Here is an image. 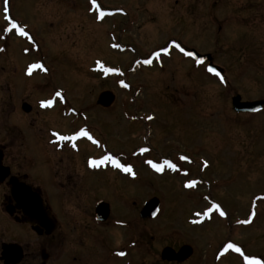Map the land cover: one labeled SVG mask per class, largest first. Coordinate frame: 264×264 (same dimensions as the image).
<instances>
[{
    "label": "rangeland",
    "instance_id": "1",
    "mask_svg": "<svg viewBox=\"0 0 264 264\" xmlns=\"http://www.w3.org/2000/svg\"><path fill=\"white\" fill-rule=\"evenodd\" d=\"M12 4L33 34L36 48L21 55L26 42L11 35L8 56L0 51V145L7 147V154H21L22 138L35 161V174L47 173L49 165L44 164L50 156L62 160L58 166L68 161L81 169L90 165L86 161L91 156L100 159L109 153L132 165L135 173L108 162L92 173L98 183L93 188L98 192L106 188L114 201L102 231L105 246L90 237L78 239L79 223L71 219L77 209L67 207L66 236L59 222L49 234L17 239L21 245L34 243L35 264L41 262L42 245L49 254L47 264H77L76 252L95 255L100 264H169L160 259L162 248L182 244L191 245L193 253L174 264H245L241 253L225 251L229 242L244 255L264 261V110L236 114L231 109L236 94L241 100L264 98V0H96V4L14 0ZM101 12L104 15L97 19ZM170 40L185 50L210 54L213 63L225 69L224 76L208 72L206 62L196 64ZM162 47L170 52L151 55ZM145 59L153 62L144 64ZM29 60L42 67L32 68L24 82L22 69ZM107 68L117 71L105 72ZM3 77L10 78L14 89L4 86ZM105 90L114 95L107 107L96 102ZM57 91L61 97H56ZM7 96L10 104L1 105ZM49 99L51 106H41ZM17 100L32 107L28 116L17 109L11 113ZM13 124L20 131H13ZM81 127L92 140L58 141ZM48 140L66 146L57 151ZM148 159L157 163L169 159L177 169L156 172L145 162ZM38 179L48 190L47 178ZM188 180L197 183L189 188ZM121 193L124 202L119 200ZM152 197L158 198L159 211L154 218L143 219L139 210ZM213 203L220 209L204 216ZM245 220L250 222L238 223ZM15 230L12 235L19 233Z\"/></svg>",
    "mask_w": 264,
    "mask_h": 264
},
{
    "label": "flooded vegetation",
    "instance_id": "2",
    "mask_svg": "<svg viewBox=\"0 0 264 264\" xmlns=\"http://www.w3.org/2000/svg\"><path fill=\"white\" fill-rule=\"evenodd\" d=\"M13 2L14 0H8V4L5 5L4 0H0V15L2 20L0 23V51L3 52L5 56H8L6 50L7 47L10 46L8 39L11 35H14L15 38L20 37L22 42H26V47H23L20 50V54L28 56L30 55V52L36 48V40L30 29L26 27V24L15 15L14 9L12 7ZM5 7L8 8L7 13L4 11ZM13 19L17 22L19 27L24 28L29 33L31 39L20 35L17 30L10 28L11 20ZM4 29L9 30L5 31ZM172 41L173 40H170V44ZM33 62L34 61L32 60L27 61V63L24 65L25 68L22 69L25 70L22 73L23 75H21L24 82L25 79L31 77L33 70L31 68V72L29 73V68L31 65H33ZM203 63L205 62H202V64ZM17 69L16 67H13V72L17 73ZM6 74L8 76L11 75L12 77V74H9L8 72H6ZM4 79H7L4 86H6L7 89L8 87L9 89H14L13 82H11L10 78L5 77ZM0 88H3L2 83L0 84ZM18 102L19 104L13 102L11 113L17 109L22 113L25 112L24 114L27 113L26 115L28 116V114L31 113L30 111L32 107L30 106V109L26 111V107H24V105L28 103L24 102V100L21 102L19 100ZM7 104H10V99L8 96L1 101V105ZM237 114L250 113L244 112ZM12 127H15L13 128V131H20L17 125L13 124ZM50 134L55 135L56 133L55 131H51ZM58 141L71 142L72 140L60 139ZM13 142H16L18 147L22 146L21 154H7V147L0 145V264H35L36 255L34 254L35 251L32 247L34 246V243L29 245V242H27L26 244L21 245L17 242V239L23 240L26 238L25 240H28V237L30 238L29 234H36L37 236L46 234L44 227L31 221V211L33 210L35 202L37 201H41L42 208L49 212L50 218L54 220L56 227H59V222H61L60 226L62 229L64 228L62 233L64 236H66V227L69 223V217H66L67 207H71L73 210L77 209V212L72 214L71 219L76 224L79 223L78 227L80 229L76 233L79 235L78 239L80 241H87V238L90 237L91 241H98L105 246L107 239L105 238V235L102 233V231L105 230L104 225L111 216L114 201H111V196H109V192L106 190V188H102L104 190L98 192L96 187L93 188L92 186L98 184L94 183L96 178L94 174H92L99 171L98 167L85 165V168L89 173L83 174L84 176H82V173L86 171L84 167H81V171L80 166L68 161L63 163L62 166H58L57 163H60L62 160H56L50 156V158L47 159L44 164V166L49 165L47 173L42 175L41 172H38V174H35L33 172L35 161L27 153V149L22 142V138L19 139L21 146L18 144L17 140H14ZM48 142L49 144L54 145V148L57 151L66 146L64 143H57L52 140H48ZM73 142H75V140H73ZM73 145L75 144H71L72 148L74 147ZM15 151L16 147H13L11 152L15 153ZM90 158L99 160V156L97 155L91 156ZM88 162L89 161H86L87 164ZM79 172L80 175L78 176ZM35 176L37 177L35 178ZM39 176L47 178L48 190L40 184L38 179ZM98 194L103 196L98 197ZM35 195H37V197ZM89 195H91V197H89ZM123 195L124 193H121L120 195L119 200H121V202L125 201ZM93 196L96 198L92 199ZM91 199L92 201H90ZM100 201L103 203L102 205H104V203L108 204V217L105 220H99L97 217L98 213L96 208ZM15 229L19 230V233L16 232L14 235H12L14 233L12 230ZM2 235L7 237L4 238ZM39 249V259L41 261L40 264H47L49 260V254H47L45 246L42 245ZM82 257L83 256L80 252H76V257L74 259L77 261V264H93V260H95V264H100L95 255L90 257L89 255L85 254L83 259ZM167 263L174 264V261Z\"/></svg>",
    "mask_w": 264,
    "mask_h": 264
},
{
    "label": "snow or ice",
    "instance_id": "3",
    "mask_svg": "<svg viewBox=\"0 0 264 264\" xmlns=\"http://www.w3.org/2000/svg\"><path fill=\"white\" fill-rule=\"evenodd\" d=\"M4 3L5 5L8 4V0H4ZM92 3L93 4H96V0H92ZM4 11L5 13L8 12V8L5 7L4 8ZM104 15L103 12L100 13V15L97 17V19H100L102 16ZM10 28L11 29H15L17 30L20 35L22 36H25V37H28L29 39H31V37L29 36V33L22 27H19L17 25V22L13 19L11 20V24H10ZM5 31H8L9 29H4ZM171 46H174L176 49H178L181 53H183L184 55L186 56H189V57H193L195 54L191 51H186L184 47H182L179 43H177L175 40H173L171 42ZM116 47H119V45H116ZM170 52V49L169 47H162L159 49V51H154L153 53H151V55L153 57H159L162 53H165V54H168ZM153 61L152 59H145L143 61L144 64H151ZM139 63V62H138ZM196 63L199 64V63H202V60L200 58H197L196 60ZM102 66V65H101ZM35 67H42V65H39V64H33L30 66L29 68V73L31 72V68H35ZM117 71V69H113V68H107L105 69V72H115ZM208 72L210 73H214L216 74L217 76H220V73L217 71L216 68L214 67H208L207 69ZM221 79H223L221 77ZM121 84H124V81H120ZM127 86V85H125ZM56 97H61V92L57 91L56 92ZM53 103L52 100H42L41 101V106L43 107H49L51 106ZM153 117L149 116L148 119H152ZM77 137H87L89 140H92L93 137L92 135L90 134V132L86 129V128H83L81 127L79 129V131H76L74 133V135L72 136H59L58 139H61V140H75ZM94 143H99V141H94ZM75 147V145H73ZM140 152H146L147 149L145 148H140L139 149ZM180 159L182 160H187L188 157L187 156H181ZM105 162H108L110 163L113 167L117 168V169H121L123 170L124 172L126 173H132L133 175H135V173L133 172V166L130 165V164H127V163H121V161L114 155L112 154H106L104 156H102L99 160L97 159H89V164L92 166V167H98L100 164H103ZM149 166H151L156 172H162L164 171L165 167L167 168H171L173 170H176L177 169V165L174 164L171 160L169 159H164L162 162L160 163H157V162H154L152 159H148L147 161H145ZM207 162L205 161V164ZM197 181L195 180H188L186 181V184L185 186L186 187H194L196 185ZM213 208L219 210L220 209V205L219 204H216V203H213L212 204V207L208 208L205 212H204V216H207L209 212H212ZM220 216H224L225 215V212L223 211H220L219 212ZM197 215H200L199 213H197ZM250 221L249 220H245V221H238V223H249ZM228 249H234L236 252L238 253H241V256L243 257V261L245 262V264H264V261H261L260 259H257L254 255H244L242 252H241V249L239 247H237V245L235 243H227L225 245V251H227ZM120 255H124L123 252L119 253Z\"/></svg>",
    "mask_w": 264,
    "mask_h": 264
},
{
    "label": "water",
    "instance_id": "4",
    "mask_svg": "<svg viewBox=\"0 0 264 264\" xmlns=\"http://www.w3.org/2000/svg\"><path fill=\"white\" fill-rule=\"evenodd\" d=\"M188 51L193 52L195 55L193 58L197 60V58H200L202 61L208 60L209 64L208 67H214L217 69L219 73L223 72V69L215 64H213L210 54H200L194 49H190ZM114 100V95L111 91L105 90L102 91L97 98V104L107 107L109 106ZM24 107H26V111L30 109V106L28 104H25ZM231 107L233 111L235 112H254L262 107H264V99H256V100H241V96L239 94H236L232 96L231 98ZM37 197V195H35ZM102 203L97 204V213H98V219H105L108 214V208L107 205H102ZM159 201L156 197H152L143 205V207L140 210V216L141 217H153L155 213L158 210ZM31 221L33 223H38L42 227L45 228V233L49 234L51 231L55 229V222L50 218L49 212L45 211L42 208L41 201L35 202V205L33 207V210L31 211ZM100 215V216H99ZM20 250V248H19ZM193 252L192 246L189 244H183L181 245L177 250L173 249L170 246H165L160 253V258L162 260L166 261H176V262H183L188 257L191 256Z\"/></svg>",
    "mask_w": 264,
    "mask_h": 264
}]
</instances>
